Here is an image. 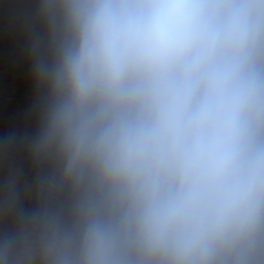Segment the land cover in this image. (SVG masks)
I'll use <instances>...</instances> for the list:
<instances>
[{
	"label": "clouds",
	"instance_id": "clouds-1",
	"mask_svg": "<svg viewBox=\"0 0 264 264\" xmlns=\"http://www.w3.org/2000/svg\"><path fill=\"white\" fill-rule=\"evenodd\" d=\"M0 264H264V0H0Z\"/></svg>",
	"mask_w": 264,
	"mask_h": 264
}]
</instances>
